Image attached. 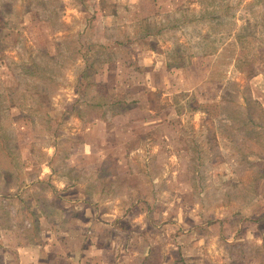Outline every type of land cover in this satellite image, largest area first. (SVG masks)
Returning <instances> with one entry per match:
<instances>
[{
    "label": "rangeland",
    "instance_id": "obj_1",
    "mask_svg": "<svg viewBox=\"0 0 264 264\" xmlns=\"http://www.w3.org/2000/svg\"><path fill=\"white\" fill-rule=\"evenodd\" d=\"M51 163L118 201L124 230L102 233L120 258L140 212L125 206L154 186L157 229L180 215L200 233L182 261L264 264V0H0V264H19L3 230L30 242L38 210L59 232L83 214L61 218L38 180Z\"/></svg>",
    "mask_w": 264,
    "mask_h": 264
},
{
    "label": "crops",
    "instance_id": "obj_2",
    "mask_svg": "<svg viewBox=\"0 0 264 264\" xmlns=\"http://www.w3.org/2000/svg\"><path fill=\"white\" fill-rule=\"evenodd\" d=\"M156 62H159L158 58L149 64L150 70L152 67L153 70H155L153 71L154 75L155 73L162 71V68L158 67L159 63ZM149 73L153 74L151 71H149ZM161 75L165 82H169V72H166L165 75ZM173 92H175V90H173ZM150 113H152V111H150ZM152 120L164 122L162 118L158 119L154 116L152 117ZM132 137L135 138L136 136L133 135ZM50 148L55 151L56 146L52 144ZM82 152L86 155V151L85 153L84 151ZM53 154L54 153H51L50 155L53 156ZM46 166L49 168V173H46V175L43 176H48L49 179L47 180L45 177L38 174V180L46 183L50 188V193L53 197H56L61 201V208L56 209L58 212L65 214V216L62 215L61 218L64 220L69 219L67 215L68 211L66 210L69 208H79L83 214L80 217H71V224L75 219L76 227L73 228V226H71L68 230L59 232L56 228H50V223L47 222L49 218H47L46 215H49V211H47V213L44 209L43 211L38 210L36 213L37 221L35 223V228H33L32 234L28 235L31 243L29 241L16 243L14 236H19V234L17 235L13 230V226H11L12 228L10 227L3 230V240L5 241V239L12 237V239L8 240V243L16 245V247H14V245H12V247L17 251L19 264H47V260H44V258L42 259L43 252L47 257L52 255L57 264L62 262L66 264H153L157 252H159L160 255L161 251L163 252L166 240L168 246L166 247V251L168 250L167 253L165 251V255L167 254L166 259L162 257L158 260V264H187L185 261H182L181 256H184L186 247L193 243L195 244L194 241L199 239L200 233L196 234V238H193L194 240L192 239L193 243L191 241L189 242L192 233L191 231H184L180 226L182 224L180 215L177 216L176 220H163L159 225L161 229H157L158 222L150 215L152 212L151 208L155 206L152 201L154 198V192H157V189L154 186L151 188L147 197L140 196L138 200L132 199L128 207H125L129 208L131 213L132 211L133 213H137L133 209H139L140 212L134 217L135 220L137 218V220L143 219V223H145L148 228L150 226V228H153L158 232H154L155 234L152 231L149 232L147 229H144L143 226H140L141 223L134 220L133 224L135 228H131V230H129V235L124 236L125 239H129L128 250L126 255H121L120 258L116 253V249L118 248V245L125 242V240H121L119 236H116L118 237L117 241L114 240L115 237L102 233V230L106 227H109L116 232H122V230H124L122 226L118 225L120 224V220L126 218L124 216L125 214L121 212L119 215H116L114 210L118 201L111 198L102 199L100 196H97L92 192H87V189L83 188V183L67 171L61 172L55 170L52 163L47 164ZM130 174L133 173L131 172ZM112 206L113 208L111 210ZM143 208H146L144 212L142 210ZM107 213L116 218L114 222L103 226L95 224L96 227L95 225H90L92 221L95 223L99 222L96 218H98L100 214L105 215ZM256 220L259 222L263 219L258 217ZM221 221H224V224L227 223V220L224 218L220 219L217 223H220L221 225ZM89 227H92L94 230L93 233L95 234L93 241L90 243H88L87 240V229ZM195 233L198 232L196 231ZM42 235L46 236L45 240L41 238ZM99 241H103L104 245H100ZM7 246L9 247L10 245L7 244ZM159 246H161V251L158 249ZM56 258H58L59 261H57Z\"/></svg>",
    "mask_w": 264,
    "mask_h": 264
},
{
    "label": "trees",
    "instance_id": "obj_3",
    "mask_svg": "<svg viewBox=\"0 0 264 264\" xmlns=\"http://www.w3.org/2000/svg\"><path fill=\"white\" fill-rule=\"evenodd\" d=\"M117 114V113H116ZM185 261V260H184Z\"/></svg>",
    "mask_w": 264,
    "mask_h": 264
}]
</instances>
